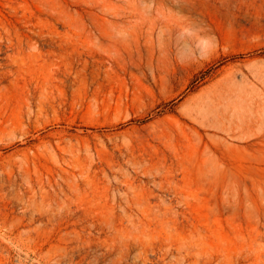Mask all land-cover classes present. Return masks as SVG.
Segmentation results:
<instances>
[{
  "label": "rangeland",
  "instance_id": "obj_1",
  "mask_svg": "<svg viewBox=\"0 0 264 264\" xmlns=\"http://www.w3.org/2000/svg\"><path fill=\"white\" fill-rule=\"evenodd\" d=\"M0 264H264V0H0Z\"/></svg>",
  "mask_w": 264,
  "mask_h": 264
}]
</instances>
